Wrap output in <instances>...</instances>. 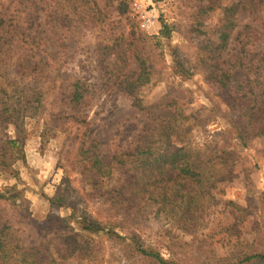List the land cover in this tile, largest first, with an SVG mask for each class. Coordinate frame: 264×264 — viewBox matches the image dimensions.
Listing matches in <instances>:
<instances>
[{
  "label": "rangeland",
  "instance_id": "1",
  "mask_svg": "<svg viewBox=\"0 0 264 264\" xmlns=\"http://www.w3.org/2000/svg\"><path fill=\"white\" fill-rule=\"evenodd\" d=\"M93 1L66 18L47 3L24 11L14 0H0V14L25 35L22 49L14 44L0 56V159L9 161L0 165V229L9 223L20 244L40 250L48 264H149L132 254L131 236L183 264L264 253V133L243 146L231 108L251 76L258 132L264 0H253L259 15L234 14L219 61L231 68L228 91L208 82L197 59L224 10L244 0H214L220 8L199 19L208 0ZM148 14L156 17L151 28L143 27ZM242 52L251 70L236 65ZM77 83L84 94L73 104ZM176 107L189 118L186 140L216 150L215 161L230 166L226 179L210 181L200 211L182 207L174 218L148 204L140 215L121 211L115 196H105L116 179L96 182L94 172L86 173L90 157L130 160L152 123L148 109L167 115ZM90 223L99 231L82 230Z\"/></svg>",
  "mask_w": 264,
  "mask_h": 264
},
{
  "label": "trees",
  "instance_id": "2",
  "mask_svg": "<svg viewBox=\"0 0 264 264\" xmlns=\"http://www.w3.org/2000/svg\"><path fill=\"white\" fill-rule=\"evenodd\" d=\"M36 1L55 7L57 13L66 15V18L70 11H77L79 7L86 8L90 4H94L93 0H14V3L18 8L29 11L31 4ZM252 4L253 0H244L239 5L225 9L212 37L198 55L197 68L205 74L209 83L220 90L228 91L232 80L231 68H222L219 61L228 44L229 30L235 21L234 14L244 9L259 15V7H253ZM251 5L252 7H250ZM218 8H220V3L208 0V3L203 4L199 9L198 19ZM90 10L96 11V7L94 6ZM24 36L17 31L12 17L6 19L3 14H0V56L10 51L14 44L18 49H22V44L25 42ZM236 65L251 70V66L246 65L243 59V52ZM144 66L145 64L142 62V70H145ZM256 83L257 81L253 80L251 76L247 77L245 88L248 90L243 96L233 98L231 103L232 110L237 113L233 120L237 138L243 146H247V142L251 138L264 133V114L258 132H254L259 121L255 116L257 96L254 93V85ZM83 94L80 84H75L72 103H80ZM8 98L14 100L15 97L9 95ZM18 106V111L21 113V105ZM148 115L152 123L147 130V135L142 138L135 152L130 155V160H125L124 155L115 157L114 162L105 163L100 159L98 153H93L89 159L92 165L86 173L94 172L93 179L96 182L105 177L116 179V183L105 196H115L114 198L119 200L116 204L120 206L121 211L135 209V215H140L144 212L147 204L151 208L158 209L161 213L169 212L172 218L182 207L188 210L193 208V212L200 211L204 206L202 200L209 196L208 187L212 185L210 181H224L226 171L230 166L223 167V160L218 162L221 158L216 155L218 153L216 150L209 147H195L186 140L190 125L189 118L183 116L179 107L167 115H156L154 109L150 108ZM8 144L14 146L16 142L10 141ZM90 151H85L83 156H87ZM210 151H214V153L210 155ZM215 156L219 158L216 161ZM84 159L88 160L86 157ZM8 162L0 159V165L7 166ZM115 174L118 176L115 177ZM4 199L5 197L0 194V200ZM261 203L264 207V194L261 196ZM82 230H88L91 233L99 231L95 223L86 225ZM15 233V229L9 223H5L0 229V264H48V256H43L36 248L23 247ZM130 239L129 246L132 254L142 257L149 264H183L179 260L165 259L153 248L145 249L135 236H131ZM249 263L264 264V253H243L234 261L219 259L216 264Z\"/></svg>",
  "mask_w": 264,
  "mask_h": 264
},
{
  "label": "built area",
  "instance_id": "3",
  "mask_svg": "<svg viewBox=\"0 0 264 264\" xmlns=\"http://www.w3.org/2000/svg\"><path fill=\"white\" fill-rule=\"evenodd\" d=\"M155 22H156V17H155V15H153V14H148V15H147V18H146V20H145V22H144L143 27H145V28H151V27L154 25Z\"/></svg>",
  "mask_w": 264,
  "mask_h": 264
}]
</instances>
